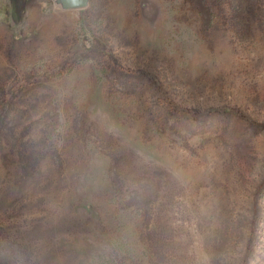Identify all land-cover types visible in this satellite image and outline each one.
I'll use <instances>...</instances> for the list:
<instances>
[{
	"label": "rangeland",
	"instance_id": "374dc122",
	"mask_svg": "<svg viewBox=\"0 0 264 264\" xmlns=\"http://www.w3.org/2000/svg\"><path fill=\"white\" fill-rule=\"evenodd\" d=\"M0 264H264V0H0Z\"/></svg>",
	"mask_w": 264,
	"mask_h": 264
},
{
	"label": "water",
	"instance_id": "95a60500",
	"mask_svg": "<svg viewBox=\"0 0 264 264\" xmlns=\"http://www.w3.org/2000/svg\"><path fill=\"white\" fill-rule=\"evenodd\" d=\"M66 8H84L87 5L88 0H61Z\"/></svg>",
	"mask_w": 264,
	"mask_h": 264
}]
</instances>
